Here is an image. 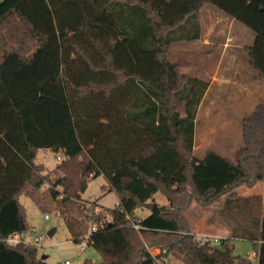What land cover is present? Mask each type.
Returning <instances> with one entry per match:
<instances>
[{"label": "trees", "instance_id": "16d2710c", "mask_svg": "<svg viewBox=\"0 0 264 264\" xmlns=\"http://www.w3.org/2000/svg\"><path fill=\"white\" fill-rule=\"evenodd\" d=\"M207 3L246 25L264 17V0H0V264H49L36 245L4 240L29 230L20 195L62 206L98 175L117 197L114 207H84L102 264H156L167 254L181 264H252L232 254L227 237L195 238L184 215L193 201L209 206L230 194L231 202L240 185L264 180V103L241 118L232 158L193 153L208 82L181 72L167 48L201 36ZM252 29L248 63L264 80V25ZM40 148L63 156L46 172L35 161ZM155 192L168 203L135 217ZM60 213L79 241L84 230ZM253 224L242 234L264 264V215Z\"/></svg>", "mask_w": 264, "mask_h": 264}, {"label": "rangeland", "instance_id": "374dc122", "mask_svg": "<svg viewBox=\"0 0 264 264\" xmlns=\"http://www.w3.org/2000/svg\"><path fill=\"white\" fill-rule=\"evenodd\" d=\"M199 23L201 36L195 40L170 42L167 58L171 62L180 61L181 72L207 80L208 85L210 84L195 113L194 155L200 157L207 149H212L232 158L242 144L241 118L256 105L264 103V80L253 77L255 72L248 63L245 49L253 42L252 28L264 25V17L246 25L213 3H207L199 12ZM204 39L208 42L204 43ZM62 157L61 153L40 148L35 161L43 163L46 172L53 169ZM106 184V179L98 175L88 181L78 199H70L62 206H56L57 201L47 196L42 206H37L28 196L20 195L19 201L24 206L29 224V230L21 234L22 239L32 242L35 236H41L40 242L44 247L40 244L37 246L38 255H46L45 260L49 264H64L65 260L69 264H102L100 255L91 245L80 250L79 244L82 235L90 230L84 207L91 202H95L96 207H114L117 202L114 191L106 187L103 189L102 186ZM47 187L48 184L45 183L41 188ZM235 197L237 198L228 202L231 196L225 194L209 206L193 201L184 215L195 238L213 236L220 240L221 236L205 232H223L225 228L231 230L233 235L227 237V244L232 254L246 256L252 264H257L253 241L243 236L242 226L255 231L258 229L251 222L264 215V180L257 181L252 186L240 185ZM150 201L168 203L160 192H155ZM225 204L228 207L225 208ZM62 210H68L69 215L75 219V228L84 230L79 235L82 237L79 241L73 240L60 213ZM148 211L149 208L143 205L137 207L134 214L142 218ZM45 213L48 214L47 218L44 217ZM51 228L54 231L52 235H48ZM159 251L158 247L150 248L153 254H158ZM164 257L166 260L158 258L156 264H181L172 254Z\"/></svg>", "mask_w": 264, "mask_h": 264}, {"label": "built area", "instance_id": "2783aa9c", "mask_svg": "<svg viewBox=\"0 0 264 264\" xmlns=\"http://www.w3.org/2000/svg\"><path fill=\"white\" fill-rule=\"evenodd\" d=\"M44 217L47 218V217H48V214L45 213ZM127 217L130 218V216H127ZM135 217H136V216H135ZM132 226L135 227V228H138V227H139V224L136 223V222H132ZM95 228H96V226H95V225H92V226L90 227L89 232H88L87 234L83 235L82 241H81V243L79 244V248H80V250H84V249L88 246V241H89V238H90V232H91V231H94ZM206 238H207L208 240H210V241H211L212 243H214V244H218L219 241H220V240L217 239V237H213V236H209V237H206ZM4 240L7 241V242H9V243H16V242H19L20 240H21V241H24V240L22 239V237H20L17 233H13V234L8 235L7 237L4 238ZM40 241H41V236H35V237L33 238V241H32V242H29V243H32V244H34V245H36V246H39V244H40V246L44 247V245L41 244ZM25 242H28V241H25ZM163 251H164V250H163ZM152 254H153V253H152ZM153 255L156 256L157 254H153ZM157 259H158V258H157ZM161 260H166V259H165V257H163ZM156 261H157V260H156ZM64 264H69V261H68V260H65V261H64ZM94 264H99V263H94Z\"/></svg>", "mask_w": 264, "mask_h": 264}, {"label": "crops", "instance_id": "0c3cea01", "mask_svg": "<svg viewBox=\"0 0 264 264\" xmlns=\"http://www.w3.org/2000/svg\"><path fill=\"white\" fill-rule=\"evenodd\" d=\"M199 12H200V11H199ZM230 22H232V20H231ZM203 42H204V43H207L208 41H207V39H204ZM209 87H210V84L208 85L207 90L209 89ZM207 90H206V91H207ZM206 91H205V94H206ZM193 152H195V147H194V145H193ZM150 203H153V202L149 200L144 206H146L147 208H149L147 205L150 204ZM150 210H151V209L149 208V211L145 214V216H146L147 214H149ZM143 217H144V216H143ZM199 226L202 227L201 224H199ZM205 233H206V234H210V235H214V236L219 235V236H221L222 238L231 236V230H228L227 228H225L223 232H217V233H213V232H208V233H207V232H205Z\"/></svg>", "mask_w": 264, "mask_h": 264}, {"label": "water", "instance_id": "95a60500", "mask_svg": "<svg viewBox=\"0 0 264 264\" xmlns=\"http://www.w3.org/2000/svg\"><path fill=\"white\" fill-rule=\"evenodd\" d=\"M153 205H154V203H150V204H148L147 206H148L150 209H152ZM53 231H54V228H51V229L47 232V234H48V235H52ZM41 258H42V259L46 258V255H41Z\"/></svg>", "mask_w": 264, "mask_h": 264}]
</instances>
